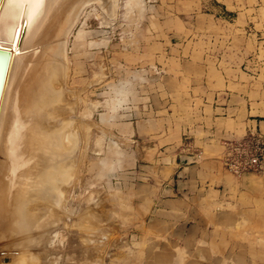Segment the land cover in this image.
Masks as SVG:
<instances>
[{
	"label": "rangeland",
	"instance_id": "1",
	"mask_svg": "<svg viewBox=\"0 0 264 264\" xmlns=\"http://www.w3.org/2000/svg\"><path fill=\"white\" fill-rule=\"evenodd\" d=\"M202 2L119 0L116 19L104 24L103 10L93 1L70 34L66 84L78 95L77 115L84 112L86 104L120 100L117 112L127 115L124 118L138 126V133L120 140L122 154L113 157L116 162L111 170L102 172L100 158L109 139L102 140L98 127L115 135L118 132L100 122V105L90 116V150L78 166V185L68 194L79 197L89 191L100 192L97 206L90 205L92 221L108 236L102 241L94 231V242L88 243L83 228H76L61 245L57 264H264L263 202L255 203L249 221L236 223L230 247L224 243L223 225L217 220L222 208L213 202L216 193L212 191L196 192L202 199L193 202L197 221L210 230L208 234L183 242L179 235L160 234L167 225L139 228V196L150 184L159 187L172 176L182 181L188 172L184 168L195 166V161L201 164L213 158L211 164L217 163L221 169L218 176L231 183L238 179L221 166V143L243 136V125L220 119L216 121V137L203 131L198 122L205 101H212L214 94L231 92L250 102L258 101L252 108L264 120V42L246 39L244 31L234 25L216 23L205 15L209 8ZM247 2L251 7L259 4L256 0ZM239 6L243 19L247 11ZM248 60L263 67L258 76L247 72ZM211 126L208 123L207 129ZM80 128L85 132L86 126ZM222 129L224 137L219 135ZM189 136L196 140L192 149ZM99 140L101 152L95 151L99 150ZM189 151L200 153L199 158L185 160L194 155ZM201 167L191 172L194 184L206 178L207 171L204 174L206 169ZM254 176L264 181V171ZM256 196L264 199L263 186ZM84 210H80V217ZM178 222L183 220H173L170 226Z\"/></svg>",
	"mask_w": 264,
	"mask_h": 264
},
{
	"label": "bare ground",
	"instance_id": "2",
	"mask_svg": "<svg viewBox=\"0 0 264 264\" xmlns=\"http://www.w3.org/2000/svg\"><path fill=\"white\" fill-rule=\"evenodd\" d=\"M93 1L104 24L116 19L119 0H0V264H57L78 227L88 243L94 231L102 241L108 236L92 221L90 205L100 192L68 194L78 185L99 105L102 124L117 127L124 139L133 133L129 123L114 120L120 100L86 104L77 115L78 95L66 84L68 39ZM98 128L109 139V153L100 158L106 172L120 138Z\"/></svg>",
	"mask_w": 264,
	"mask_h": 264
},
{
	"label": "crops",
	"instance_id": "3",
	"mask_svg": "<svg viewBox=\"0 0 264 264\" xmlns=\"http://www.w3.org/2000/svg\"><path fill=\"white\" fill-rule=\"evenodd\" d=\"M256 1L259 3L258 6L251 7L248 5L247 0H243L241 3L239 0H203L202 6L209 8L207 9L209 10V13H205V15L211 16L216 23L223 26L234 25L235 29L244 31L246 39L261 43L264 42V3L261 4V0ZM239 5L244 8L243 11H247V13L244 14L243 19L239 13L241 12ZM250 60L246 62L249 66V68L247 67V72L258 76L263 67H255L254 64H251ZM254 70L256 71L254 72ZM258 103V101L250 102L231 92L214 94L212 101H205V104L201 107L199 114L200 120L198 123L203 131L209 132L215 137L218 133L216 121L227 118H229L232 123L242 124L244 134L250 129H255L264 133V120L260 119L262 116L252 108V104L257 105ZM114 116H116L114 120L118 122H126L131 125L133 133L130 135V138L133 137L135 131L138 133V126L135 127L133 122H127L124 118L127 115H122L117 112ZM208 123L212 124L210 129H207ZM108 128L115 129L118 132L117 127L109 126ZM225 134L226 132L224 129L220 130L219 135L224 137ZM118 135L117 136L120 140L124 139L119 132ZM188 140V145L191 147L190 149H192L196 142L195 137L189 136ZM118 143L119 147H116L114 152L116 156L122 154L120 151V141H118ZM114 145L115 144H113V146ZM106 153H109L108 150ZM187 153L194 154V152L190 151ZM141 155L143 156L142 153ZM194 155L191 156L192 160L196 159ZM177 161L178 159L176 158L175 161L174 157L173 162L176 165ZM213 161V158L209 160L205 159L201 164L197 163L198 161H195V164H193L195 166L184 168L188 172H186L185 176L183 175L182 181L176 180L172 176V179L161 182L159 187L156 184H150L149 189L146 188L147 190L145 194L140 195V199L136 200L137 204L142 207V212L140 216H138V219L140 220L139 228L156 224L167 225L169 227L162 230L160 234H171L173 236L179 235L183 242L191 240V238H194V235H200V233L208 234L210 230L204 228V226L197 221V207L193 202L202 199V197H196V192L204 190V192L210 193L212 191L216 193L213 202L222 208V210L217 212V220H221L220 223L223 225L221 229L224 230V243L226 245L228 244L230 247V244L234 241V226L236 223L240 220L249 221V219L253 217L250 215L253 210L255 211V203H264L263 198H258V196H256L258 189L262 188V186L264 187V181H261L263 179L261 176H254L255 174L247 173L234 180V183H231L230 180L218 176L221 169L217 163L211 164ZM115 162L116 161L114 160L112 164L113 166ZM203 164H207L206 168L205 166L203 167L206 169L204 174L207 171L206 178H203L201 181H198L197 184H194L192 182L194 177L191 172L195 168H200ZM180 168L181 167L178 169ZM176 171L177 169L174 170V173ZM149 203L151 204L149 205ZM145 210L148 211L147 214L144 213ZM262 212L261 216L264 218V210ZM173 220H183V222H178L172 227L170 224H172ZM184 220L185 225H183ZM206 242L209 245L208 240H206Z\"/></svg>",
	"mask_w": 264,
	"mask_h": 264
},
{
	"label": "built area",
	"instance_id": "4",
	"mask_svg": "<svg viewBox=\"0 0 264 264\" xmlns=\"http://www.w3.org/2000/svg\"><path fill=\"white\" fill-rule=\"evenodd\" d=\"M220 163L222 168L235 178L244 174H259L264 169V133L248 130L240 138L222 141ZM200 153L195 154L199 158Z\"/></svg>",
	"mask_w": 264,
	"mask_h": 264
},
{
	"label": "water",
	"instance_id": "5",
	"mask_svg": "<svg viewBox=\"0 0 264 264\" xmlns=\"http://www.w3.org/2000/svg\"><path fill=\"white\" fill-rule=\"evenodd\" d=\"M188 159H191V160H192L191 157H185V160H188ZM185 160H183V162H184ZM181 162H182V161H181Z\"/></svg>",
	"mask_w": 264,
	"mask_h": 264
},
{
	"label": "snow or ice",
	"instance_id": "6",
	"mask_svg": "<svg viewBox=\"0 0 264 264\" xmlns=\"http://www.w3.org/2000/svg\"><path fill=\"white\" fill-rule=\"evenodd\" d=\"M35 2H36V3H39V2H40V0H35Z\"/></svg>",
	"mask_w": 264,
	"mask_h": 264
}]
</instances>
